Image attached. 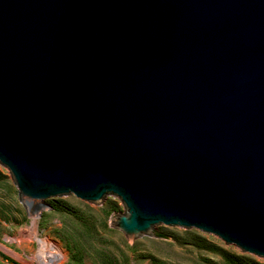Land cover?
Returning <instances> with one entry per match:
<instances>
[{
	"label": "water",
	"instance_id": "95a60500",
	"mask_svg": "<svg viewBox=\"0 0 264 264\" xmlns=\"http://www.w3.org/2000/svg\"><path fill=\"white\" fill-rule=\"evenodd\" d=\"M0 164L264 257V0H0Z\"/></svg>",
	"mask_w": 264,
	"mask_h": 264
},
{
	"label": "rangeland",
	"instance_id": "374dc122",
	"mask_svg": "<svg viewBox=\"0 0 264 264\" xmlns=\"http://www.w3.org/2000/svg\"><path fill=\"white\" fill-rule=\"evenodd\" d=\"M43 204L41 214H28L12 173L0 164V264H40L38 240L22 246L17 241L34 224L38 237L65 253L56 264H264V257L196 228L159 224L128 235L114 225L117 216L127 214L114 194L95 202L65 194Z\"/></svg>",
	"mask_w": 264,
	"mask_h": 264
},
{
	"label": "bare ground",
	"instance_id": "6f19581e",
	"mask_svg": "<svg viewBox=\"0 0 264 264\" xmlns=\"http://www.w3.org/2000/svg\"><path fill=\"white\" fill-rule=\"evenodd\" d=\"M34 238L38 240L40 245L38 255L35 256V259H37L40 264H56V262H63L66 259L65 253L59 248V245H55L56 250H54L53 247L49 246L50 241L47 238H40L36 235V224H34L30 232H25L17 241H19L21 244L19 245L22 246L23 244L29 243V241Z\"/></svg>",
	"mask_w": 264,
	"mask_h": 264
}]
</instances>
